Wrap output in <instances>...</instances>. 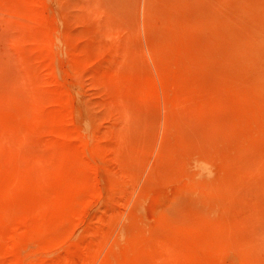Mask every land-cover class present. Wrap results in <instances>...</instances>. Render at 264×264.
<instances>
[{"label": "rangeland", "instance_id": "rangeland-1", "mask_svg": "<svg viewBox=\"0 0 264 264\" xmlns=\"http://www.w3.org/2000/svg\"><path fill=\"white\" fill-rule=\"evenodd\" d=\"M0 264H264V0H0Z\"/></svg>", "mask_w": 264, "mask_h": 264}, {"label": "bare ground", "instance_id": "bare-ground-1", "mask_svg": "<svg viewBox=\"0 0 264 264\" xmlns=\"http://www.w3.org/2000/svg\"><path fill=\"white\" fill-rule=\"evenodd\" d=\"M151 3H152V2H151ZM144 6H145V5H144ZM143 9H144V11H145V7H144ZM123 10H124V9H123ZM144 11H143V12H144ZM124 12H125V11H124ZM207 18H208V17H207ZM173 24H174V23H173ZM171 25H172V24H171ZM157 44H158V43H157ZM204 124H205V123H204ZM207 124H208V123H207ZM184 132H185V131H184Z\"/></svg>", "mask_w": 264, "mask_h": 264}]
</instances>
